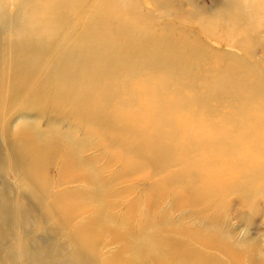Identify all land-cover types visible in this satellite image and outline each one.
Wrapping results in <instances>:
<instances>
[{
    "label": "rangeland",
    "instance_id": "obj_1",
    "mask_svg": "<svg viewBox=\"0 0 264 264\" xmlns=\"http://www.w3.org/2000/svg\"><path fill=\"white\" fill-rule=\"evenodd\" d=\"M54 1L58 4L54 5L52 0L50 6L51 3L48 2L51 0H0V184L5 185V194L8 196L0 198V208L9 212L11 207L8 205L12 202L13 206V215L6 221V237L0 233V264H55L52 258L49 259V252H45L46 245H53V242L61 244L60 247H55V251H64V255L67 253V235L51 231L49 227L53 228V221L44 220V225V221L40 220L41 214L46 211L47 202L34 204V198H25L21 191L22 184L18 181L19 171L6 156L10 155L8 147L12 131L16 128L19 130L22 121L36 122L39 130L45 129L48 123L49 128L56 126L61 132L78 130L77 124L76 128H73L72 118L80 120V116L72 115L66 118V115L76 96L82 91V85L78 83L70 89L69 81L74 84L78 77L74 76L73 79V75L68 73L70 69L75 73L85 64L91 67L94 61L96 64L99 62L101 53L98 55L92 52L86 58L83 54L86 56L90 51H86V48H91V36L94 38L96 34H102L100 32L114 34L113 38L119 36V41L124 40L121 36L133 41L148 39L152 42L151 45L159 39L158 53L163 63H173L175 68L172 70L173 74L167 71L163 73L162 69L151 66L150 70L126 75L120 65L113 74L102 73L98 76L99 80H108L110 84L106 85V89L115 91L117 99L101 100L100 108L116 111L112 118L118 122L126 119L125 122H130L131 126H144L146 122L155 126L158 117L155 114L158 109L161 112L160 120H169L172 127L185 125L186 133L194 140L192 142L199 144L213 137V147L202 146L201 154L236 153L246 160L237 168L234 163L231 165L225 158L218 156L206 165H197L199 169L209 166V169L216 173L213 180L204 179L202 185L201 182L193 183L190 177L181 175L186 178L185 182L193 183V189L189 188L191 190H179L185 189L182 184L173 185L172 189L178 194L180 192L182 202L173 206L172 196L167 192H164L157 202L158 212L169 213L167 227L174 226L180 232L176 239H180L181 243L187 239L186 235L202 232L210 238L224 240L238 250L242 254V264H247L246 257L250 252L258 255L259 262L264 264V144L260 141L255 147V140L264 137V105L259 99L252 98L248 105L239 108L240 99L234 98L230 101V92L221 90L222 85H228L231 92L238 90L237 93H243L244 89L250 88L253 83L252 86H264V80L257 84V75L263 74L259 77L264 78V69L262 73L258 72L259 67L264 68V9L260 8V1L241 0L242 6L256 10L252 19H247L250 22L244 24L239 22L226 26L220 23L226 21L228 13L234 9L233 6L225 8L228 0H171V3L163 0L160 4L152 0ZM99 1L115 7L111 11L103 10V25L98 21L94 24L92 19L94 14H100L99 9L94 6L95 2ZM29 6L33 8L35 16L31 12L27 15ZM47 6V9H50L48 11ZM26 16L33 19L27 20ZM33 29L35 34L31 33ZM239 30H245L246 34L238 35ZM44 35L49 36V41L52 39L49 44L35 43L38 36ZM9 40L12 41L11 46ZM234 41L238 43L234 45ZM120 43L124 44L121 41ZM15 50H18L16 56ZM244 50L252 53L247 59ZM107 51L103 54L116 60V57L112 56L116 52L109 49ZM242 58L249 64H245ZM118 59L121 62L126 61L125 58ZM226 62L234 65L232 77L224 79V84L220 85V78L227 71L222 69ZM245 65L251 68L246 69ZM90 70L92 67L84 71L89 73ZM254 76L256 79L251 83L250 77ZM54 89H59L56 93L58 97L52 100ZM98 90L97 86L92 88L90 95L85 98V103H91L96 98L100 102ZM196 96L199 97L197 99L208 102L199 105L187 102ZM90 125L92 121L88 120L84 128ZM81 134L82 132L78 131L77 138ZM98 137L100 133L91 136L87 142L93 143ZM173 141L172 153L178 156L184 149V140L176 137ZM99 144L90 151L86 150L82 156L87 157L95 152L96 155H107L105 151L110 146H105L103 142ZM105 159L97 165L101 167ZM139 163L144 165L140 159ZM59 165V162L55 163L49 171L54 179L58 177ZM182 166L183 164H178L171 170L184 174L185 172L180 171L184 170ZM121 168L120 164L106 168L102 171V176L112 181V178L116 179L121 173ZM137 168L138 166L134 167L135 170ZM236 170H245L249 174L242 177ZM164 172L167 174L171 171ZM221 172L225 176L219 177ZM146 184L145 181H115L114 184H109L106 189L109 195L106 198L115 206L111 213L120 217L126 213L128 205L135 204L138 206L135 207L137 210H134L133 216H138L137 211L142 207L144 198H147ZM76 186H57L56 181H51L50 198L62 193L68 195ZM19 203H22L21 206ZM26 211L35 212L34 220H30ZM87 216L88 214L79 216L72 226L81 224ZM137 220L136 217L135 221ZM35 237L37 239L33 240V243L24 244L23 250L16 246L17 240L22 243ZM107 240L108 237L103 242L104 247L100 249L101 257L114 253L120 244H108ZM195 250V247L185 244L181 252L192 254ZM34 251L37 254L42 252L43 255L32 263L31 253ZM22 254L29 259L27 262L22 258ZM210 255L219 260L225 259L220 254Z\"/></svg>",
    "mask_w": 264,
    "mask_h": 264
},
{
    "label": "bare ground",
    "instance_id": "obj_2",
    "mask_svg": "<svg viewBox=\"0 0 264 264\" xmlns=\"http://www.w3.org/2000/svg\"><path fill=\"white\" fill-rule=\"evenodd\" d=\"M152 1L157 4L163 2V0ZM170 1L171 0H168V2ZM259 1L261 4L260 8L264 9V0ZM54 2L53 0V3ZM95 3L94 6L99 9L100 14H94L92 19L94 20V24H97L95 21H98L99 24L103 25L105 24L103 10L111 11L114 10L115 7L105 2L99 1ZM48 4L52 6V0L48 2ZM48 4H45V6ZM56 4L54 3V5ZM225 4V8H228V6H233L234 8L228 13L226 21L223 20L224 23H220L225 26L230 23L234 25L239 22L243 24L250 22L247 21V19H252L253 13L256 11L249 6L248 9L245 8L244 5L242 6L241 0H228ZM28 8L27 15H30V12L34 15L35 13L33 14L32 12L33 8L30 6ZM47 8L48 6L46 7V11L50 10ZM5 10L7 9L5 8ZM24 15H26V13H24ZM26 19L33 18L26 16ZM90 21L89 19V22ZM86 25H88V23ZM212 27H214V25H212ZM251 29H253V26ZM246 30L249 31L248 29ZM31 33H34V29ZM100 33L102 34H96L94 38L91 36L92 45L95 44V46L91 45V48L90 46L86 48V51L90 49L89 53L86 56L82 53L84 58L92 52H96L98 55L101 53L99 62L97 64L95 61L92 63V70H90L89 73L84 71L87 68L91 69L88 64L83 65L82 69L75 73L72 69H70L68 73V75H73V79L74 76L78 77L77 82L73 80L74 84L71 81H69L70 83L68 82L70 84V89L78 83L82 85L80 89L82 91L76 96L70 111L66 115V118L72 115L80 116V120L74 119V117L72 118L74 124L73 128H76L75 125L77 124L78 130L72 129L70 131L61 132L56 126L55 128H49V123L45 129L40 128L39 130V125L36 122L22 121L19 130L16 128L12 131L8 147L10 155L8 157L5 155L6 158L12 162V166L19 171L20 178H18V181L22 184L20 185L21 191L24 193L25 198H34V204L40 203L41 201L42 203L47 202L46 211L41 214L40 220H48V222L53 221V228L49 227V229L51 231L55 230L54 233L60 232L67 235L68 250L65 255L63 254L64 251L59 253L55 251V247L57 245L60 247L61 244L53 242V245H51L46 243L45 252H49V259L52 258L55 264H242V254L238 250L229 246L224 240L210 238L202 232H198L199 234L194 235L190 234L189 236L186 235L187 239L184 240V243H181L180 239H176L177 234H180V232L174 228V226L167 227L169 213L158 212L157 204L159 205V203L157 202L163 196L164 192H167L171 194V201L174 206V204L182 202V199H180L182 198L180 192L178 194L176 190L172 189L174 186L182 184L181 186L185 189L180 188L179 190H191L193 189V183L201 182L200 185H202L204 179L207 180L209 178L208 180H213L215 178L216 173H214L212 169H209V166H206V169H199L197 165H203V163L206 165L209 161H212L213 158L218 156L219 158H225L231 165L234 163V166L237 168L240 163H245L246 160L236 153H231L230 155H221V153L216 152L201 154L202 146L209 147V145H211L210 147H213V137L199 144L192 142L194 140L191 138L192 136L186 133L185 125L183 127H172L169 120H160L159 116L161 112L158 109L155 114L158 116L157 120H155V126H151L147 124V122L144 126H131L129 125L130 122H125L126 119L123 120L125 123L123 121L118 122L114 120L112 117L116 111L100 108L102 106L101 100L110 101L112 99H117V93L115 91H108L106 89V85L110 84L108 80H99L98 76L102 75V73L105 75L113 74L120 65L122 66L121 68L124 69L125 73L123 74L126 75L138 73L140 70H150L151 66H154L155 69L157 68L158 70L162 69L163 73L167 71L169 74H173L172 70L175 69L173 63H163V59L158 53L160 44L159 39L157 43L153 44L155 45L154 47L157 48V50H155L153 45H151L152 42L148 39L133 41L131 38H124V36H121L124 39L120 40L124 43L121 45L119 39H117L120 38L119 36L113 38L114 34L107 35L103 32ZM242 33L246 34V31H237L238 35ZM231 36L233 35L231 34ZM38 37L35 43L49 44L52 40L49 41V36L46 35ZM10 42L12 41L9 40V46L12 45ZM237 43L235 42L234 45ZM107 49L116 52V54H111L114 58L116 57V60L106 57L107 55L103 54L106 53ZM262 52L264 54V42L262 43ZM14 53L16 56L18 50H15ZM244 53L246 59L247 56H251L252 54L251 51H245ZM96 55L94 57H96ZM118 58H125L126 61L121 62ZM242 60L245 62L244 58H242ZM245 64L249 63L245 62ZM179 65L181 66V63H179ZM245 66L246 69L251 68L247 65ZM233 68V63L226 62L223 65L222 69H227V71H225L220 78V85L221 83L224 84V79L231 76ZM259 68L258 72L262 73L264 68ZM253 71L256 73L255 70ZM259 75L263 76V74ZM259 75H257V84L264 80V78L259 77ZM250 78H252L251 83H253L254 78L256 79L255 76ZM252 85L250 88L244 89L245 92L243 93H237L239 92L238 90L231 92L232 90L228 85H222L221 90L230 92V101L234 98L240 99L238 101L239 108L248 105V103L252 101V98L259 99V102L264 105V86L262 84L258 86ZM96 86L99 88L98 99H100V102L96 98V100L91 103H85V98L90 95V90ZM255 87L257 88L255 89ZM58 90L59 89H54L55 95H53L54 97H52V100L58 97L56 94ZM197 98L199 97L196 96V98L188 99L187 102L193 105L205 104L208 102L207 100H199ZM21 106L23 105L21 104ZM15 109L22 110V108ZM88 120L92 121V125L84 128ZM78 131L82 132L79 138L76 136ZM96 133H100V137H98L95 142L88 143V139L94 134L96 135ZM176 137H181V139L184 140V149L180 151L181 154L178 156H174L172 153L173 140ZM241 138L243 139L242 136ZM260 141L264 144V137L255 140V147H257ZM102 142L105 146H110V148L105 151L107 155H96L95 152L87 157L82 156L86 150L90 151ZM190 142L192 143L189 145ZM187 145H189L190 149H188ZM227 146L229 147L230 145L227 144ZM1 157L0 153V161L2 159ZM102 159H105V161L103 165L99 167L97 164L101 163ZM139 159L141 162H144V165L139 163ZM57 162L60 163L58 177L54 179L53 175L49 174V171ZM118 164H120L122 168L121 173L117 175L116 179L112 178L113 180L109 181L103 178V170L114 165L117 166ZM178 164H183L182 167L184 170L180 171L185 172L184 174H180L179 172L175 173V171L173 172L171 170L173 166L176 167ZM136 166H138V168L135 170L134 167ZM196 166L198 172H196ZM164 171L171 172H167L166 174ZM236 171H239L238 174H242V177L249 174L245 170ZM192 173L195 175H192ZM222 173L223 172L219 174V177L225 176ZM181 175L190 177L193 183L190 184V182H185L184 179L186 178H182ZM51 181H56L57 186H68L72 184H76L77 186L73 190L71 189L68 195H66L67 193H62L50 198L49 183ZM115 181L147 182V189L145 191L147 198H144L142 207L137 211L139 212L138 216H133L134 210L136 209L135 207L138 206L135 204L128 205L126 207V213L120 217L111 213L115 206L106 198L109 195L106 189L109 184H114ZM170 189H172V191H170ZM5 193V185L1 183L0 198H7L8 196ZM188 197L192 198V196ZM21 204L22 203H19L18 205L21 206ZM34 204H32L33 207ZM8 206L11 207L9 212H4L0 208V233L4 237H6V231L8 230V222L6 221L9 216L13 215L12 202ZM28 214L30 220H34L35 212ZM83 214H88L87 219L81 224L73 227V221ZM136 217L138 218L137 221H135ZM42 224L45 225L46 222L44 221ZM5 226L6 230H4ZM185 234L186 229L184 230V235ZM105 237H108V244H120L114 253L109 256L101 257L100 249L104 247L103 242L106 239ZM36 239L37 237L29 238L22 243L17 240L16 246H18L19 250H23L24 244L33 243V240ZM185 244L195 247V252L192 254L181 252ZM34 252L31 253L33 258H31L30 261H32V263L43 255L42 252L39 254ZM210 254H220L225 257V259L224 261L219 260ZM22 258H25L26 262L29 260L27 257H24L23 254ZM246 258L247 264H262L259 262L260 257L254 252H250ZM212 259H215V262Z\"/></svg>",
    "mask_w": 264,
    "mask_h": 264
}]
</instances>
